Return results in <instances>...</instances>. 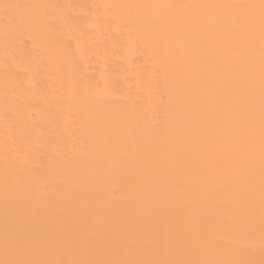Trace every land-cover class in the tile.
I'll return each instance as SVG.
<instances>
[{
    "label": "snow or ice",
    "instance_id": "obj_1",
    "mask_svg": "<svg viewBox=\"0 0 264 264\" xmlns=\"http://www.w3.org/2000/svg\"><path fill=\"white\" fill-rule=\"evenodd\" d=\"M67 7L0 4L5 46L29 28L55 31ZM101 7L152 49L164 119L144 129L105 113L75 57L59 51L56 79L100 175L81 166L53 196L12 135L28 128L6 90L0 264H264V0ZM105 171L128 190L122 207L105 198ZM233 228L258 230V247L223 249Z\"/></svg>",
    "mask_w": 264,
    "mask_h": 264
},
{
    "label": "bare ground",
    "instance_id": "obj_2",
    "mask_svg": "<svg viewBox=\"0 0 264 264\" xmlns=\"http://www.w3.org/2000/svg\"><path fill=\"white\" fill-rule=\"evenodd\" d=\"M17 2L71 6L57 13L55 31L29 28L15 33L7 47L0 35V173L4 164L3 145L9 135L4 123L7 90L9 100L13 101L10 109L20 106L28 128L26 136L23 132L12 135L33 175L55 196L72 182L81 166L87 167L92 176L100 175L87 155L91 137L56 79L53 57L59 51L75 57L82 73L92 81L95 99L105 113L130 117L144 129L154 128L164 119L162 85L156 75L158 66L152 49L140 42L138 31L113 18L116 10L101 7L147 0H0V4ZM65 16L70 18L67 22ZM57 36L62 43L58 44ZM102 178L105 198L122 207L128 197L124 183L107 171ZM259 239L258 230L249 233L247 229L233 228L222 234L219 243L223 249L242 251L251 244L258 247Z\"/></svg>",
    "mask_w": 264,
    "mask_h": 264
}]
</instances>
